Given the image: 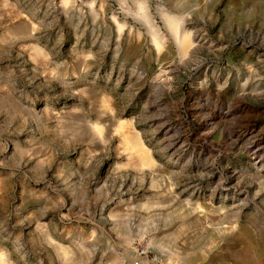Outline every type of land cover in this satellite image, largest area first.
Instances as JSON below:
<instances>
[{
  "label": "rangeland",
  "instance_id": "obj_1",
  "mask_svg": "<svg viewBox=\"0 0 264 264\" xmlns=\"http://www.w3.org/2000/svg\"><path fill=\"white\" fill-rule=\"evenodd\" d=\"M139 245L264 264V0H0V264Z\"/></svg>",
  "mask_w": 264,
  "mask_h": 264
},
{
  "label": "built area",
  "instance_id": "obj_2",
  "mask_svg": "<svg viewBox=\"0 0 264 264\" xmlns=\"http://www.w3.org/2000/svg\"><path fill=\"white\" fill-rule=\"evenodd\" d=\"M135 249L136 254L134 257L131 258L130 264H145V262L148 263L147 251L145 250V248L139 245Z\"/></svg>",
  "mask_w": 264,
  "mask_h": 264
},
{
  "label": "bare ground",
  "instance_id": "obj_3",
  "mask_svg": "<svg viewBox=\"0 0 264 264\" xmlns=\"http://www.w3.org/2000/svg\"><path fill=\"white\" fill-rule=\"evenodd\" d=\"M170 20V19H169ZM135 146H136V144H135ZM139 149V148H138Z\"/></svg>",
  "mask_w": 264,
  "mask_h": 264
}]
</instances>
